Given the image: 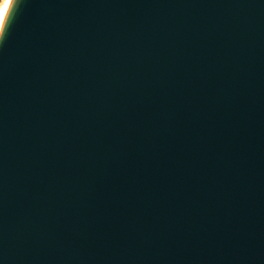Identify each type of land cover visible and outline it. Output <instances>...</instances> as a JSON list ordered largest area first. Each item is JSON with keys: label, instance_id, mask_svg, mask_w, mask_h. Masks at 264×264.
Wrapping results in <instances>:
<instances>
[{"label": "water", "instance_id": "95a60500", "mask_svg": "<svg viewBox=\"0 0 264 264\" xmlns=\"http://www.w3.org/2000/svg\"><path fill=\"white\" fill-rule=\"evenodd\" d=\"M14 4L0 264H264V0Z\"/></svg>", "mask_w": 264, "mask_h": 264}, {"label": "snow or ice", "instance_id": "6c2138e0", "mask_svg": "<svg viewBox=\"0 0 264 264\" xmlns=\"http://www.w3.org/2000/svg\"><path fill=\"white\" fill-rule=\"evenodd\" d=\"M12 0H4V6L0 9V29L3 27V21L7 14L8 7L11 5Z\"/></svg>", "mask_w": 264, "mask_h": 264}, {"label": "clouds", "instance_id": "9594fccd", "mask_svg": "<svg viewBox=\"0 0 264 264\" xmlns=\"http://www.w3.org/2000/svg\"><path fill=\"white\" fill-rule=\"evenodd\" d=\"M19 0H15V4L13 6L12 15L14 14V10L18 7ZM5 35V30H0V39H3Z\"/></svg>", "mask_w": 264, "mask_h": 264}, {"label": "bare ground", "instance_id": "6f19581e", "mask_svg": "<svg viewBox=\"0 0 264 264\" xmlns=\"http://www.w3.org/2000/svg\"><path fill=\"white\" fill-rule=\"evenodd\" d=\"M15 1V0H14ZM14 3V2H13ZM4 5V4H3ZM12 5L13 4H11L9 7H8V11H7V14H6V16H5V18H4V21H3V27H4V25H5V22H6V20H7V17H8V14H9V12H10V10H11V7H12ZM2 6V5H1ZM3 8V7H2ZM2 8H0V9H2ZM3 27H2V29H3ZM2 29H0V30H2Z\"/></svg>", "mask_w": 264, "mask_h": 264}, {"label": "rangeland", "instance_id": "374dc122", "mask_svg": "<svg viewBox=\"0 0 264 264\" xmlns=\"http://www.w3.org/2000/svg\"><path fill=\"white\" fill-rule=\"evenodd\" d=\"M13 2H14V0H12L11 4H13ZM3 4H4V0H0V8H2L4 6Z\"/></svg>", "mask_w": 264, "mask_h": 264}]
</instances>
